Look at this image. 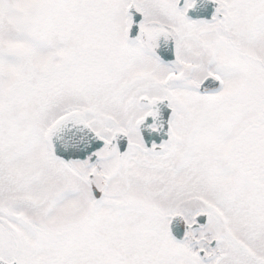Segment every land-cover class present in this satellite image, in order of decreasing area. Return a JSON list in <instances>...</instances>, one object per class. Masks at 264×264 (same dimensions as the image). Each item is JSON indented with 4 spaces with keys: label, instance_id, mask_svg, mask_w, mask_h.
I'll return each mask as SVG.
<instances>
[{
    "label": "snow or ice",
    "instance_id": "1",
    "mask_svg": "<svg viewBox=\"0 0 264 264\" xmlns=\"http://www.w3.org/2000/svg\"><path fill=\"white\" fill-rule=\"evenodd\" d=\"M0 264H264V0H0Z\"/></svg>",
    "mask_w": 264,
    "mask_h": 264
}]
</instances>
